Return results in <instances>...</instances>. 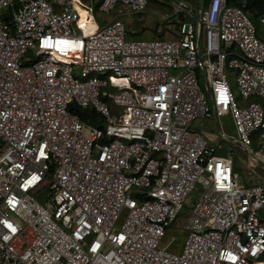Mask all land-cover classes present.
<instances>
[{"label": "built area", "instance_id": "1", "mask_svg": "<svg viewBox=\"0 0 264 264\" xmlns=\"http://www.w3.org/2000/svg\"><path fill=\"white\" fill-rule=\"evenodd\" d=\"M155 1L170 37H131L149 0H0V264H264V177L232 159L264 172V11Z\"/></svg>", "mask_w": 264, "mask_h": 264}, {"label": "rangeland", "instance_id": "2", "mask_svg": "<svg viewBox=\"0 0 264 264\" xmlns=\"http://www.w3.org/2000/svg\"><path fill=\"white\" fill-rule=\"evenodd\" d=\"M182 1L189 3L192 6H195L201 0H182ZM117 9H122V7L118 5ZM116 11L117 10H114L110 12V14L104 15L100 13L97 10L96 5H94L92 13L96 23L101 26L105 22V19L107 17H112ZM118 11H123V10H118ZM170 12L171 11L168 8H166L163 4H160L155 0H149V3L146 9L144 10V12L137 15H133L132 17L126 20L128 22V29L131 34V37L139 36L145 39V38L153 37L157 34H159L161 37H166V38L170 37L174 32V27L172 25H168L165 23L161 25L158 16L159 14H167V13L170 14ZM248 17L252 22V24L259 31L262 30L258 17H252L251 15H248ZM158 30L161 31L158 33ZM234 80H235V76L234 75L230 76L229 83L231 87H234L235 85ZM110 109L115 112H120L119 109L114 107H110ZM222 130L224 131L225 136L230 140L234 132H233V126L229 120L227 119L222 120ZM201 134L210 144L213 145L219 144L223 147V150L220 151L218 155H223L225 148L230 145L228 141L220 138V135L218 134V127L212 121L202 122ZM232 147L234 152V155L232 157L234 176L238 182V185L245 187L249 183H251V181L254 183L259 182L262 179V177H264V172L258 167H248L246 154L238 147L236 146H232ZM249 172H251V174ZM199 193H200L199 188H195L192 191V193L189 195L188 199L186 200L183 208L181 209L179 215L177 216L176 220L172 224L171 226L172 228L174 229L180 228V226L184 222L186 215L191 210L193 203L196 200ZM176 237L177 238L176 240H174L173 244L175 246L181 245L183 241L182 233L178 232Z\"/></svg>", "mask_w": 264, "mask_h": 264}, {"label": "trees", "instance_id": "3", "mask_svg": "<svg viewBox=\"0 0 264 264\" xmlns=\"http://www.w3.org/2000/svg\"><path fill=\"white\" fill-rule=\"evenodd\" d=\"M207 1V0H205ZM247 10L249 11V15L252 17H257L259 14L263 13L264 11V0H247ZM71 110L75 112L81 119H85L89 117L94 121L98 120V116L92 110H80L76 107H72Z\"/></svg>", "mask_w": 264, "mask_h": 264}, {"label": "bare ground", "instance_id": "4", "mask_svg": "<svg viewBox=\"0 0 264 264\" xmlns=\"http://www.w3.org/2000/svg\"><path fill=\"white\" fill-rule=\"evenodd\" d=\"M94 27V26H93ZM93 27H89L90 29L89 30H92L93 29Z\"/></svg>", "mask_w": 264, "mask_h": 264}, {"label": "water", "instance_id": "5", "mask_svg": "<svg viewBox=\"0 0 264 264\" xmlns=\"http://www.w3.org/2000/svg\"><path fill=\"white\" fill-rule=\"evenodd\" d=\"M239 147V146H238Z\"/></svg>", "mask_w": 264, "mask_h": 264}]
</instances>
